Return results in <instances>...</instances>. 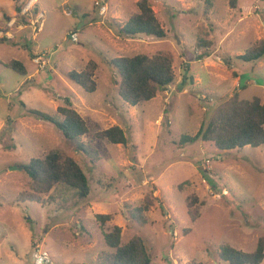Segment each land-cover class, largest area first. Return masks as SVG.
<instances>
[{"label":"rangeland","instance_id":"374dc122","mask_svg":"<svg viewBox=\"0 0 264 264\" xmlns=\"http://www.w3.org/2000/svg\"><path fill=\"white\" fill-rule=\"evenodd\" d=\"M29 1L0 0V264H33L37 246L53 264H102L114 250L98 214L112 215L108 227H121L123 243L144 238L151 264H227L219 258L226 245L254 252L264 239V146L220 151L210 142L183 140L196 136L232 94L264 102V59H238L264 41V0H149L164 39L118 33L141 0H109L106 17L94 0H37L32 17L24 16L19 10ZM36 14L43 18L35 36L29 23ZM44 53L53 63L46 71L33 62ZM158 53L171 55L174 84L129 106L113 60ZM12 60L26 66L27 76L5 67ZM92 63L97 90L88 92L69 74ZM68 100L89 127L82 138L87 154L29 113L62 120L57 109ZM114 126L125 130L127 146L95 137ZM52 151L83 168L88 198L65 185L39 202L29 198L33 184L19 165ZM192 196L203 204L195 222L187 208ZM146 199L153 206L142 225L134 216Z\"/></svg>","mask_w":264,"mask_h":264},{"label":"trees","instance_id":"16d2710c","mask_svg":"<svg viewBox=\"0 0 264 264\" xmlns=\"http://www.w3.org/2000/svg\"><path fill=\"white\" fill-rule=\"evenodd\" d=\"M139 12L132 15L126 25L118 32L121 35L136 37L138 35L153 36L164 39L166 31L159 23L149 0L138 3ZM19 10V13H21ZM7 36V35H6ZM9 38L4 37L3 41ZM245 62H258L264 59V41L250 47L246 53L238 57ZM172 57L168 53H158L155 56L137 55L134 57H119L113 60L121 78L119 93L123 101L135 107L155 99L173 85L176 75L173 69ZM17 74L25 77L28 74L26 66L18 60L5 64ZM96 64L83 73L72 72L69 78L88 92L97 90L94 81ZM60 106L57 113L62 120H57L40 111L30 110L29 113L55 125L65 139L74 145L76 151L88 153L89 147L82 138L89 134V127L84 118L73 108L71 102ZM25 107V105H23ZM26 108V107H25ZM96 138L113 145L129 144L126 132L119 126L99 132ZM187 141L210 142L220 151L240 150L247 146L258 148L264 146V102L255 98L251 101L241 100L238 93L233 94L216 109L209 122L202 126L196 136ZM32 181L34 194L29 198L39 202L45 194L59 185L75 189L81 198L90 195V182L83 168L70 156L59 151H52L42 158L32 159L29 164L19 165ZM203 205L195 196L187 198L188 216L192 222L200 217V206ZM153 206L150 199H146L143 206L137 209L134 216L142 225L146 224L143 214ZM145 219H142V218ZM113 219L109 214L96 215V221L104 236L108 248L114 250L101 260L102 264H151L152 258L146 240L134 237L128 243L122 241V229L119 226L108 227ZM143 220V221H142ZM108 227V228H107ZM219 258L227 264H262L264 262V239L259 241L257 249L252 253L237 250L232 246H223Z\"/></svg>","mask_w":264,"mask_h":264},{"label":"built area","instance_id":"2783aa9c","mask_svg":"<svg viewBox=\"0 0 264 264\" xmlns=\"http://www.w3.org/2000/svg\"><path fill=\"white\" fill-rule=\"evenodd\" d=\"M37 0H30L26 5L23 6L21 10V14L24 16H30L32 17V12L34 9V6L36 4ZM94 6L98 9L99 14L102 17H106L109 12V0H94ZM41 15V14H40ZM39 14H36L33 18H31L30 26L33 27V31L35 36L42 30V18L43 16H40ZM43 15V14H42ZM17 21V19H16ZM16 22H14V25ZM39 24V25H37ZM10 26V25H9ZM20 26H24L23 24H20ZM12 28V26H10ZM71 38L74 42L78 43L79 38L77 33H72ZM33 62L38 64L39 68L42 71H46L53 63L51 61V56L48 53L44 54H35L33 58ZM32 260L33 264H53V259L50 255V253L43 249L41 246H37L32 254Z\"/></svg>","mask_w":264,"mask_h":264},{"label":"crops","instance_id":"0c3cea01","mask_svg":"<svg viewBox=\"0 0 264 264\" xmlns=\"http://www.w3.org/2000/svg\"><path fill=\"white\" fill-rule=\"evenodd\" d=\"M41 14H43V13H41ZM99 15H100V14H99ZM131 16H132V15H131ZM100 17H102V16L100 15ZM115 18L121 19L119 16H118V17H115ZM129 18H130V17H128L126 20L128 21ZM29 26H30V23H29ZM121 28H123V27H121ZM110 31H111V30H110ZM225 61L227 62V60H225ZM232 95H233V94H232ZM232 95H231V96H232ZM32 262H33V260H32Z\"/></svg>","mask_w":264,"mask_h":264},{"label":"water","instance_id":"95a60500","mask_svg":"<svg viewBox=\"0 0 264 264\" xmlns=\"http://www.w3.org/2000/svg\"><path fill=\"white\" fill-rule=\"evenodd\" d=\"M15 170H19V168L16 167Z\"/></svg>","mask_w":264,"mask_h":264}]
</instances>
